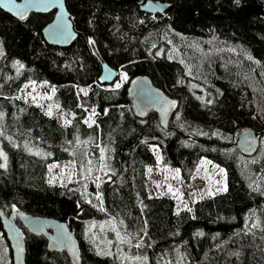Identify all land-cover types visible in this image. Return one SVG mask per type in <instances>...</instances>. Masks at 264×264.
Segmentation results:
<instances>
[{
	"label": "trees",
	"instance_id": "obj_1",
	"mask_svg": "<svg viewBox=\"0 0 264 264\" xmlns=\"http://www.w3.org/2000/svg\"><path fill=\"white\" fill-rule=\"evenodd\" d=\"M161 1L173 11L66 0L78 33L67 47L42 34L54 11L19 20L0 8V211L68 222L80 264H264V0ZM103 63L128 80L102 82ZM140 74L180 101L168 127L136 116L127 83ZM30 83L54 87L70 120L24 100ZM246 128L259 133L252 155L236 144ZM204 158L225 170L226 190L182 209L150 195L149 167L191 182ZM53 163L75 179L53 183ZM17 223L27 264H73ZM0 264H13L1 216Z\"/></svg>",
	"mask_w": 264,
	"mask_h": 264
},
{
	"label": "water",
	"instance_id": "obj_2",
	"mask_svg": "<svg viewBox=\"0 0 264 264\" xmlns=\"http://www.w3.org/2000/svg\"><path fill=\"white\" fill-rule=\"evenodd\" d=\"M137 4L146 13L157 15L172 12L174 6L161 0H123ZM0 8L19 20H25L32 13L54 11L53 19L44 26L42 34L47 43L59 47L70 46L78 37L73 18L66 7V0H0ZM22 14L24 18H21ZM258 13L264 18V8ZM119 71L103 63L101 80L113 84ZM127 92L137 117L144 119L151 112L156 113L164 127L177 111L180 101L167 91L154 84L149 75H136L129 79ZM237 147L245 154L252 155L259 146V133L246 128L236 136ZM3 230L12 250L13 264H27L26 240L24 231L17 223L19 220L32 234L44 236L51 251H65L73 264H80L81 249L75 229L66 221L29 214L22 210L6 214L0 211Z\"/></svg>",
	"mask_w": 264,
	"mask_h": 264
},
{
	"label": "rangeland",
	"instance_id": "obj_3",
	"mask_svg": "<svg viewBox=\"0 0 264 264\" xmlns=\"http://www.w3.org/2000/svg\"><path fill=\"white\" fill-rule=\"evenodd\" d=\"M125 76L127 79H124ZM128 78L129 76L120 73L119 78L112 86L119 87ZM54 91V87L45 83H30L21 96L28 102L41 104L45 112L58 116L63 123H67L72 117V113L62 110L51 102ZM89 115L88 121L90 122L92 121V114ZM50 174L53 183L66 185L75 179L73 168L67 163H53ZM148 184L150 195L175 198L177 209L192 208L195 201L205 196H210V192L212 193L211 195L222 192L225 185L227 186L225 170L206 158L201 161L191 182H186L183 179L179 169L160 163L157 166L148 168Z\"/></svg>",
	"mask_w": 264,
	"mask_h": 264
},
{
	"label": "snow or ice",
	"instance_id": "obj_4",
	"mask_svg": "<svg viewBox=\"0 0 264 264\" xmlns=\"http://www.w3.org/2000/svg\"><path fill=\"white\" fill-rule=\"evenodd\" d=\"M237 2H238V0H237ZM18 14L21 15V18H24L22 14H20V13H18ZM124 79H127V77L125 76ZM4 159L6 160L7 158L4 157ZM157 187H159V185H157ZM224 190H226V185H225ZM170 191H171V189H170ZM209 194L211 195L212 193L210 192ZM173 195H175V193H173ZM98 199H99V197H98Z\"/></svg>",
	"mask_w": 264,
	"mask_h": 264
}]
</instances>
